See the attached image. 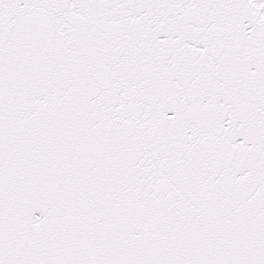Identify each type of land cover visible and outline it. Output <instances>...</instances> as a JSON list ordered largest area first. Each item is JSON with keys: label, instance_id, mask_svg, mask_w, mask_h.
<instances>
[{"label": "snow or ice", "instance_id": "obj_1", "mask_svg": "<svg viewBox=\"0 0 264 264\" xmlns=\"http://www.w3.org/2000/svg\"><path fill=\"white\" fill-rule=\"evenodd\" d=\"M0 264H264V0H0Z\"/></svg>", "mask_w": 264, "mask_h": 264}]
</instances>
